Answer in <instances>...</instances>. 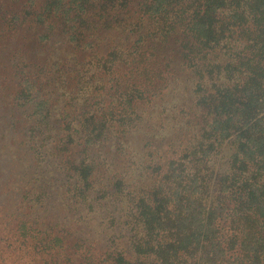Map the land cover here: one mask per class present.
Instances as JSON below:
<instances>
[{"label": "trees", "instance_id": "1", "mask_svg": "<svg viewBox=\"0 0 264 264\" xmlns=\"http://www.w3.org/2000/svg\"><path fill=\"white\" fill-rule=\"evenodd\" d=\"M0 16V34L37 24L46 31L40 38L54 34L56 43L75 52L100 54L95 73L128 58L136 64L135 81L120 93L121 111L91 108L105 100L97 96L79 103L77 114L65 110L58 119L60 125L74 115L75 129L71 121L60 125L63 140L82 139L87 148L105 141L115 117L120 126L131 125L136 102L149 94L143 84L163 77L152 64L156 45L147 50L146 42L173 38L177 55L198 76L190 106L195 115L187 112L194 138L164 172L171 185L164 182L138 199V239L132 254H115L113 264H264V0H0ZM120 40L128 42L127 50ZM38 70L37 64L18 63V98L32 109V134L42 153L38 131L51 128L52 108ZM63 144L59 151L68 147ZM94 170L93 161L82 160L72 173L84 198Z\"/></svg>", "mask_w": 264, "mask_h": 264}, {"label": "rangeland", "instance_id": "2", "mask_svg": "<svg viewBox=\"0 0 264 264\" xmlns=\"http://www.w3.org/2000/svg\"><path fill=\"white\" fill-rule=\"evenodd\" d=\"M1 22L0 16V27ZM44 31L33 24L0 34V264H113L115 254L133 252L140 232L138 199L152 196L164 182L166 188L171 185L164 172L172 160L182 158L183 147L194 138L187 112L194 104L198 76L177 55L173 38L146 42L147 50L156 45L152 64L163 77L153 78L149 87L143 84L149 94L142 96L140 105L136 102L131 125L122 127L115 117L108 122L105 141L87 148L82 139L63 140L66 132L60 125L71 121L75 129V116L60 125L58 119L65 110L77 114L83 101L97 96L105 100L90 103L91 108L114 106L121 111L120 93L134 80L136 64L128 58L108 72L95 73L100 54L75 52L56 43L54 34L40 38ZM121 43L129 48L128 42ZM19 62L38 65L37 81L44 83L51 104V128L38 131L39 142H45L42 153L32 134V109L18 98ZM68 65L72 71L63 69ZM91 89L93 95L85 92ZM84 134L75 132L77 137ZM66 142L68 147L59 151ZM82 160L95 163L88 198L82 197L81 183L75 184L72 176ZM25 223L28 231L21 227Z\"/></svg>", "mask_w": 264, "mask_h": 264}]
</instances>
